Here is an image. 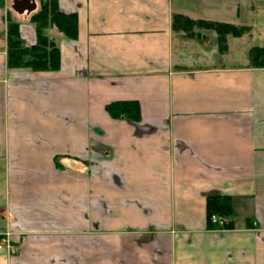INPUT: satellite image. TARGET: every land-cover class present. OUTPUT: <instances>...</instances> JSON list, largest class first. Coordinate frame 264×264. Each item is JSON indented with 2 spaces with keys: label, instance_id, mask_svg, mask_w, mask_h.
Segmentation results:
<instances>
[{
  "label": "crops",
  "instance_id": "0c3cea01",
  "mask_svg": "<svg viewBox=\"0 0 264 264\" xmlns=\"http://www.w3.org/2000/svg\"><path fill=\"white\" fill-rule=\"evenodd\" d=\"M57 3L77 37L49 28L59 68L35 71L7 65L6 29L33 44L39 1L0 0V264H264V0ZM173 15L246 30L221 53ZM210 195L231 205L213 229Z\"/></svg>",
  "mask_w": 264,
  "mask_h": 264
},
{
  "label": "trees",
  "instance_id": "16d2710c",
  "mask_svg": "<svg viewBox=\"0 0 264 264\" xmlns=\"http://www.w3.org/2000/svg\"><path fill=\"white\" fill-rule=\"evenodd\" d=\"M38 9L29 17L35 26V42L25 45L18 31V24L8 19L6 29V59L9 67H29L35 71L58 70L60 64L59 50L53 39L47 34L49 28H55L64 37L74 40L77 37V16L74 13H63L57 0H38ZM194 26L212 29L216 32L219 51L226 50V36H240L245 28L217 22L192 21L181 15H173L172 27L186 33L192 32ZM251 67L264 68V46L252 47L248 53ZM111 118L139 119V107L136 101H116L105 106ZM206 220L208 228H217L210 221L212 215L228 217L231 215L230 199L227 196L210 195L205 199ZM224 227H230L225 225Z\"/></svg>",
  "mask_w": 264,
  "mask_h": 264
},
{
  "label": "built area",
  "instance_id": "2783aa9c",
  "mask_svg": "<svg viewBox=\"0 0 264 264\" xmlns=\"http://www.w3.org/2000/svg\"><path fill=\"white\" fill-rule=\"evenodd\" d=\"M210 221L218 226H223L226 222L225 217H221L218 215H212L210 217ZM0 250H5L9 254H13L15 252V247L10 243L8 239H3L0 243Z\"/></svg>",
  "mask_w": 264,
  "mask_h": 264
},
{
  "label": "rangeland",
  "instance_id": "374dc122",
  "mask_svg": "<svg viewBox=\"0 0 264 264\" xmlns=\"http://www.w3.org/2000/svg\"><path fill=\"white\" fill-rule=\"evenodd\" d=\"M255 25L256 30L254 33H252V36L250 37V42H253L254 45H259L260 43L264 42V39L259 38V21H257Z\"/></svg>",
  "mask_w": 264,
  "mask_h": 264
}]
</instances>
